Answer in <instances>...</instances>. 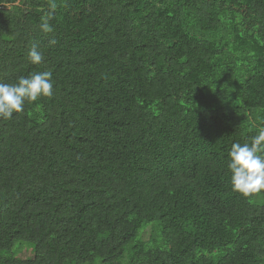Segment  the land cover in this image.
<instances>
[{
  "label": "trees",
  "instance_id": "trees-1",
  "mask_svg": "<svg viewBox=\"0 0 264 264\" xmlns=\"http://www.w3.org/2000/svg\"><path fill=\"white\" fill-rule=\"evenodd\" d=\"M45 71L0 118V264H264L227 167L264 128V0H0V82Z\"/></svg>",
  "mask_w": 264,
  "mask_h": 264
},
{
  "label": "clouds",
  "instance_id": "clouds-1",
  "mask_svg": "<svg viewBox=\"0 0 264 264\" xmlns=\"http://www.w3.org/2000/svg\"><path fill=\"white\" fill-rule=\"evenodd\" d=\"M55 8V4H50ZM48 18L42 17L40 29L44 33L52 32ZM55 43V41H51ZM28 58L33 65L40 64L44 57L36 46L28 52ZM54 83L50 71L37 72L21 76L14 83L0 82V118L10 119L14 113L23 111L25 102H35L41 96L53 95ZM228 169L231 173L233 191L244 196L264 191V128L253 136L250 142L233 143L228 153Z\"/></svg>",
  "mask_w": 264,
  "mask_h": 264
},
{
  "label": "rangeland",
  "instance_id": "rangeland-1",
  "mask_svg": "<svg viewBox=\"0 0 264 264\" xmlns=\"http://www.w3.org/2000/svg\"><path fill=\"white\" fill-rule=\"evenodd\" d=\"M154 225H149L145 231V238L147 239L148 236H149V232H150V227H152ZM141 235V234H140ZM140 235L138 237V239H140ZM26 249V252L23 251V249ZM11 255L15 258H18V259H23V260H27V259H31L33 257V248L29 247L28 245H20V244H17ZM95 264H101L99 261L96 262Z\"/></svg>",
  "mask_w": 264,
  "mask_h": 264
}]
</instances>
